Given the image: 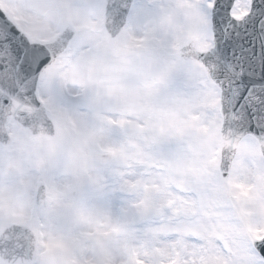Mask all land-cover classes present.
<instances>
[{"label": "snow or ice", "instance_id": "snow-or-ice-1", "mask_svg": "<svg viewBox=\"0 0 264 264\" xmlns=\"http://www.w3.org/2000/svg\"><path fill=\"white\" fill-rule=\"evenodd\" d=\"M0 264H264V0H0Z\"/></svg>", "mask_w": 264, "mask_h": 264}]
</instances>
